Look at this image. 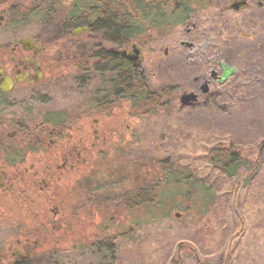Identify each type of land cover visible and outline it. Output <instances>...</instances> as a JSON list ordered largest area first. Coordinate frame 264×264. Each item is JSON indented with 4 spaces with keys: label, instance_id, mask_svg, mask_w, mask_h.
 Listing matches in <instances>:
<instances>
[{
    "label": "flooded vegetation",
    "instance_id": "af4514ba",
    "mask_svg": "<svg viewBox=\"0 0 264 264\" xmlns=\"http://www.w3.org/2000/svg\"><path fill=\"white\" fill-rule=\"evenodd\" d=\"M249 4L0 0V264L61 258L53 247L81 219L98 229V257L118 258L121 213L128 229L169 217L154 192L172 163L185 175L186 157L138 150L175 148L156 136L177 120L245 112L248 53L220 47L218 28Z\"/></svg>",
    "mask_w": 264,
    "mask_h": 264
},
{
    "label": "rangeland",
    "instance_id": "374dc122",
    "mask_svg": "<svg viewBox=\"0 0 264 264\" xmlns=\"http://www.w3.org/2000/svg\"><path fill=\"white\" fill-rule=\"evenodd\" d=\"M231 1L219 0V5ZM249 1L248 7L231 17L234 27L229 24L218 28L223 34L218 41L220 47L227 44L239 53H248L252 74L249 99L243 103L245 112L232 117L201 112L183 124L177 120L168 126L164 137L161 128L155 134L156 141L173 144L176 147L169 151H180L183 156L201 158L216 146L244 154L246 161L237 168L235 184L226 197L228 207L220 197L222 201L214 212H195L186 218L177 204L169 217L141 229H128L134 221L121 213L123 236L118 258L98 257L93 247L98 229L88 232L81 219L53 247L63 250L61 258H39L33 264H264V6L259 0ZM203 24L209 31H216L210 23ZM146 131L144 128L140 134ZM148 155L171 157L164 150H138L140 161Z\"/></svg>",
    "mask_w": 264,
    "mask_h": 264
},
{
    "label": "trees",
    "instance_id": "16d2710c",
    "mask_svg": "<svg viewBox=\"0 0 264 264\" xmlns=\"http://www.w3.org/2000/svg\"><path fill=\"white\" fill-rule=\"evenodd\" d=\"M122 79L125 84L135 81V78L130 74H125ZM167 152L170 153L172 160L184 158L180 151ZM236 155L232 156L227 148L217 147L201 158L185 156L187 161L185 175H182L178 170V165H176L177 170L174 171L175 164L172 163L169 174L165 173L161 180L158 179L163 183L165 190L160 194L157 193L158 190L154 192V207L170 205L173 208L180 204L186 212V218L195 212H202L205 215L211 211L214 212V208H218L223 198L224 205L228 207L229 203L226 197L235 184L237 168L244 163ZM143 217L147 218V216H141L142 219ZM157 217L155 214H149V218Z\"/></svg>",
    "mask_w": 264,
    "mask_h": 264
},
{
    "label": "water",
    "instance_id": "95a60500",
    "mask_svg": "<svg viewBox=\"0 0 264 264\" xmlns=\"http://www.w3.org/2000/svg\"><path fill=\"white\" fill-rule=\"evenodd\" d=\"M187 97L190 98V97H192V95H188Z\"/></svg>",
    "mask_w": 264,
    "mask_h": 264
}]
</instances>
